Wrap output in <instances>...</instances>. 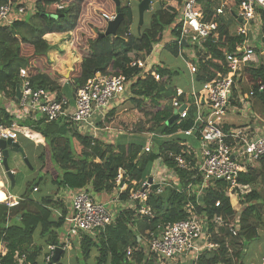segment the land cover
<instances>
[{"label":"trees","instance_id":"16d2710c","mask_svg":"<svg viewBox=\"0 0 264 264\" xmlns=\"http://www.w3.org/2000/svg\"><path fill=\"white\" fill-rule=\"evenodd\" d=\"M120 1L124 18L115 36H100L107 28L108 20L105 17L116 16L113 0H36V11L32 16L0 27V94L15 100L16 87L25 79L20 75V70L25 71L32 87L57 92L59 97L70 99L96 75L123 76L126 80L136 77L129 87L128 99L132 107L144 115L148 127L145 129L144 126L138 132L166 137L155 138L149 153L144 152L145 144L140 139L124 144L119 141L107 142L101 136L93 140L90 135L77 132L64 118L53 122L43 119L18 121L20 127L44 138L45 144L39 158L47 152L50 155L56 175L51 172L46 174L56 192L86 188L94 195L110 194L120 188L116 181L121 174L120 183L126 185L127 189L119 199L126 202L130 190L137 192L142 188L147 181L148 169L159 156L177 176L176 185L170 181L160 193L151 187L143 203L135 200L133 209H119L114 223L95 237L81 235L78 252L82 260H88L95 252L94 264H158L148 256L145 245L151 235H157L166 224L186 219L185 210L191 207L192 211L206 218L204 228L209 241L217 243L219 249L203 251L190 264H244L241 257L246 243L256 240L259 231L264 229V199L256 190L259 182H264V158L256 169L239 176V184L250 187L249 193L239 195V213L231 206L225 182H216L215 187L206 189L199 199H196V194L188 195L185 192L191 174L175 167L167 152L180 153L185 150L179 142L191 138L176 133L192 127L193 112L185 120L177 119L167 124L173 116L169 102L176 95L177 88L171 86L176 73L159 64L150 73L141 76L140 69L131 67L133 61L145 60L155 45L164 42V32L174 24L183 0H152L155 7L144 14L139 33L132 30L135 19L133 8ZM134 1L138 3L141 0ZM2 3L3 0H0ZM224 4L234 14L240 0H224ZM197 5L205 21H215L219 26L217 40L210 38L204 44V54L210 59L200 63L194 75V83L200 88L218 74H228L224 53L234 52L237 46L246 41V36L230 32L225 22L215 16L211 0L198 1ZM258 15L263 37L264 12L258 11ZM68 32H71L72 47L81 59L73 64L70 76L61 88L56 81L59 75L52 69L48 58V53L57 51V48L44 37ZM171 33L174 39L178 38L176 31L172 29ZM164 49L178 56L177 41L165 44ZM255 54L257 61H248L243 70V91L253 92L252 105L264 115V54ZM152 74L158 75L159 79L156 80ZM232 104L235 106L234 102ZM13 120L14 117L0 102V124L10 126ZM97 124L103 125L101 122ZM29 137H34L37 143L42 142L35 135ZM28 184L17 205L8 207L2 203L5 199L0 200V247L5 248V254L0 255V264H16V255H24L26 263L41 264L47 247L59 245V232L67 213L64 203L51 193L34 200L30 194L34 188L38 192L39 184ZM143 207L149 210L150 215L139 212ZM237 214L240 228L237 236L232 238L226 229L218 226L216 219L220 218L222 224L227 225ZM35 236L37 240H34ZM64 254L61 253L60 259Z\"/></svg>","mask_w":264,"mask_h":264},{"label":"built area","instance_id":"2783aa9c","mask_svg":"<svg viewBox=\"0 0 264 264\" xmlns=\"http://www.w3.org/2000/svg\"><path fill=\"white\" fill-rule=\"evenodd\" d=\"M127 6H130L131 0H126ZM198 1L204 0H183L181 9L171 27L178 33V38L174 39L178 44V57L185 63L191 77L192 89L186 93L177 88L175 97L169 102V105L177 115L179 120L189 118L193 112V125L188 130H181L176 135L190 137V140L179 142L185 150L180 153L173 151L167 152V157L173 162L179 170L189 172L191 177L186 186L188 195L196 194L199 199L206 189L215 187L214 182H225L228 193L231 198L234 197L236 203H240L239 195L250 192L248 185H241L238 182L240 174H246L251 169H256L260 161L264 158V132L258 127L251 125L248 121L242 125H232L223 121L226 114H232L249 108L252 109L253 92L243 91L242 85L245 82L243 70L248 61H256L255 50L248 44V39L237 46L234 52L224 53V65L228 74H218L215 78L203 83L200 89H196L194 75L199 69V64L210 59L205 55L204 44L211 38L217 40L219 37L218 23L215 21H205L204 15L198 9ZM226 7L223 2L213 9L216 17L225 13ZM36 11V0H3L0 4V27L9 26L15 21L25 20L27 16H32ZM258 11L264 12V0H240V5L232 15L243 22H255L260 25ZM115 16L105 18L108 21L114 20ZM238 27L234 35L246 36V30ZM264 41V36L262 37ZM182 42L186 47L192 45L197 49V53L187 59L183 56ZM160 45V44H159ZM163 47V46H162ZM157 48L154 46L153 51ZM264 53V47L263 51ZM151 55L145 60H135L131 67H136L142 71V75L151 72L158 63H152ZM20 75L25 77L19 86V98L9 99L5 107L10 115L14 117L10 126L0 124V140L17 141L18 121L31 120L37 121L43 119L46 122H53L64 118L71 123L77 132L90 135L93 140L100 138L102 133L108 130L104 126V121L110 112L112 103L120 98L126 92L136 77L126 80L123 76L110 77L96 75L80 88L72 99L68 97H59L57 92L49 91L44 88L32 87L24 70H20ZM156 80L159 76L152 74ZM263 87L260 89L262 90ZM183 97L182 99H180ZM235 103V106L232 103ZM183 110L179 112L182 108ZM244 108V109H243ZM246 111H244L245 113ZM243 113L244 116H246ZM39 115V116H38ZM103 125L99 126L97 123ZM27 129V128H23ZM25 137L29 134L24 133ZM153 136V134H150ZM175 135V136H176ZM147 141L144 146V152L149 153L154 146V140ZM166 138V137H156ZM194 141L195 144L190 142ZM93 144V143H92ZM3 155L0 149V166H2ZM153 166L160 167L162 175L166 174L168 180L177 184L178 179L173 169L167 167L162 156L155 161ZM160 169V170H159ZM156 171V172H157ZM161 173L153 172L151 174L152 184L147 181L142 184V189L138 192L130 190L129 202L139 200L143 203L151 187L157 185L156 192L160 193L163 188ZM163 177V176H162ZM196 182V183H195ZM120 186L121 195L122 184L120 180L116 181ZM195 183V184H194ZM133 185H135L133 183ZM33 190H36L34 188ZM238 190V191H237ZM117 202L119 196L115 198ZM8 207L18 204V200L5 202ZM128 205V204H127ZM218 206V204H216ZM232 206V204H231ZM232 208H234L232 206ZM239 213V209H234ZM187 217L184 220L166 224L157 235H151L146 244V253L154 258L158 264H173V262L190 261L193 263L203 251H216L219 249L217 243L209 241V236L204 228L205 217L198 215L186 208ZM140 213L150 215L146 208H141ZM60 216V213H57ZM115 215L111 213L104 203L99 202L95 195L89 189H80L71 191L70 209L65 215L64 236L59 238L58 246H48L47 253L42 257L41 264H51L52 258L57 248L62 252L69 250L73 240L80 242L81 235L95 237L100 231L112 225ZM218 226H222L228 231L232 238L236 237L240 228L239 214L227 225H223L220 218L216 219ZM62 227V228H63ZM228 247V245H226ZM71 249V248H70ZM228 249V248H227ZM5 252L0 251V255ZM130 254V252H128ZM16 264H30L25 262L24 255L15 256Z\"/></svg>","mask_w":264,"mask_h":264},{"label":"rangeland","instance_id":"374dc122","mask_svg":"<svg viewBox=\"0 0 264 264\" xmlns=\"http://www.w3.org/2000/svg\"><path fill=\"white\" fill-rule=\"evenodd\" d=\"M168 1V0H165ZM212 1V9L216 8L221 4V2L224 3V0H211ZM123 3L127 4L126 1L123 0ZM139 3V2H138ZM138 3L136 1L133 2L132 8L135 12V19L132 24V30L133 33H137V6ZM155 4H151L150 10L154 9ZM236 12V10H235ZM26 18H29L27 16ZM219 19L229 27L230 32H235L238 27H244L246 30V38L248 39V44H250L251 48L255 50V52H262L263 51V45L264 42L262 41V33L260 30V25L255 24V22L247 21L244 19L243 22H240L239 19L235 18L234 15H232L226 8L225 13L222 16H219ZM44 39L48 41L50 45H53L55 48H57V51H51L48 53V58L51 64L52 69L54 72L59 75L56 79L58 85L63 87L64 83L69 78V74L72 70L73 64L77 61H80L81 57L77 54L75 49L72 47V37L71 32L68 33H52L47 34ZM197 53V49L193 47L192 45H189L188 47H185L183 49V56L187 59L191 58L193 54ZM264 54V53H263ZM153 57L158 62V64H161L162 66L169 69L171 72H175L176 74L172 77L171 86L174 88L182 89L185 93H190L192 89L191 84V77L189 75V72L186 68L185 63L180 59L178 56L175 57L170 51L167 49H158L153 53ZM257 54H256V61H257ZM55 80V79H54ZM244 87V85H242ZM196 89H200L196 86ZM129 92H126L123 94L120 98L115 99L112 103V108L105 121L104 126L108 127V130L104 133H102L101 137L105 138L107 142H114L119 141L120 143L124 144L126 141H134L135 139H140L144 142V144L147 143L148 140L152 138L154 140L156 137L153 135L151 136L150 133L146 132H138L140 128L142 129L145 126V129L148 128L147 124L145 123V117L143 114L135 110L130 101H129ZM9 97L0 94V102L2 105L5 106L6 103L9 102ZM244 109V108H243ZM252 109L246 108L244 111H240L241 115L238 114V112L232 114H226L223 119L224 121H229L230 123H233L235 125L242 124L246 118L251 122L252 116H254V119H256V123L260 124L261 127L264 126V123L260 121V118L264 116L263 114L259 113L257 109L255 110L254 106ZM112 112V113H111ZM111 113V116H109ZM243 113L246 115L244 116ZM257 114V115H254ZM260 116H259V115ZM39 116V115H38ZM173 117V116H172ZM260 117V118H259ZM226 118V119H225ZM109 120V121H108ZM244 120V121H243ZM247 121V120H246ZM255 121V120H254ZM18 137L16 143L18 144V147H15L14 145H8L7 150L9 153L8 156V167L9 169L14 173V181L11 182L5 172L3 166H0V179L2 180L4 186L3 190L5 192L0 191V200L5 199V196L12 195L15 198L19 199L23 194L25 189L29 186L28 183H38V192L36 190H33L30 194V197L34 200H39L42 196H45L46 194H55L56 189L54 186L50 183V177L46 174L47 172H51L52 175H56V167L54 166L50 155L45 153L43 157L40 159V155L42 154L43 148L42 146L38 145L36 139L34 137L28 138L25 137L24 133L33 135L32 132L28 129L18 128ZM39 137V136H37ZM192 144H195L193 140H191ZM19 148H21L24 152L25 158H27L30 168L25 165L24 158L19 153ZM160 167L152 166L148 169L146 175L147 179L151 176L153 172L155 173H161L160 171H157V169ZM160 170V169H159ZM157 171V172H156ZM168 173V172H167ZM166 173V174H167ZM166 174L162 175L161 178L164 180L162 181L161 189L167 186V184L170 183L169 177H166ZM163 176V177H162ZM121 179V174L118 177V181ZM216 182H214V185ZM120 189V188H119ZM119 189H115L109 197L110 200H112L109 203H105L106 207L111 210V213L115 215L117 211L121 208L124 209H133L134 203L129 201H122L120 199L115 198L120 196ZM122 191H125L127 189L126 185H122ZM142 189V188H141ZM140 189V190H141ZM138 190V191H140ZM256 190L260 193L261 197L264 199V182H259L258 187ZM137 191V192H138ZM238 191V190H237ZM53 192V193H52ZM135 194V192H132ZM114 198V199H112ZM120 198V197H119ZM115 200V201H113ZM234 197L231 198L232 204L235 202ZM128 204V205H127ZM235 205V204H234ZM131 207V208H130ZM234 207V206H233ZM235 209L240 208V203L235 205ZM34 240H37V236H35ZM79 244L77 241L72 243V250L66 251L64 256L61 257L58 264H94L95 263V252H93L88 260H82L80 253L78 252V246ZM264 248V229L262 231H259V237L256 240L250 241L246 243L245 245V252L243 253L241 257V263L244 264H250L251 261L258 262L261 255L259 252L262 253ZM1 252L5 248L3 246L0 247ZM146 249V245H145ZM190 261H175L173 264H190ZM54 264V263H52Z\"/></svg>","mask_w":264,"mask_h":264},{"label":"water","instance_id":"95a60500","mask_svg":"<svg viewBox=\"0 0 264 264\" xmlns=\"http://www.w3.org/2000/svg\"><path fill=\"white\" fill-rule=\"evenodd\" d=\"M113 1L115 3V6H116V16H115L114 20L108 21L107 28H106L104 34L100 35L101 37H104V36H115L118 27L120 26L121 22L123 21L124 17H123V14L121 12V1L120 0H113ZM168 1H171V0H168ZM151 2H152V0H141L138 3V6H137V33L140 32V29H141V27H142V25L144 23V14L150 10ZM50 18L56 19L57 17L56 16H50ZM182 45L184 47L187 46L186 43H184V42H182ZM16 98L17 99L19 98V86L16 87ZM183 108L184 107H182L179 110V112L182 111ZM177 119H178V117H177V115L174 112L173 117H171V119L167 122V124H170V123H172L173 121H175ZM8 145H14L15 147H18V144L15 143V142H11L10 140H7V141L0 140V149H1L2 155H3L2 166L4 168V172H5L6 176H7V178L11 182H13L14 181V173L8 167V156H9V153H8V150H7V146ZM19 153L24 158L25 165H27L30 168L29 162H28L27 158H25L24 152H23V150L21 148H19ZM147 183L148 184H152V177L151 176L148 177ZM153 187L155 189H157V185H154ZM144 189H145V187L142 188V191ZM61 253H62V249L61 248H57L56 251H55V254H54L53 258H52V263L55 264L56 262L59 261Z\"/></svg>","mask_w":264,"mask_h":264},{"label":"crops","instance_id":"0c3cea01","mask_svg":"<svg viewBox=\"0 0 264 264\" xmlns=\"http://www.w3.org/2000/svg\"><path fill=\"white\" fill-rule=\"evenodd\" d=\"M164 34H165L164 42H162L160 45H157V48L155 49L156 51H157L158 49H163V47H162L163 44L169 43V42H171L172 39H173V36H172V33H171V30H170V29H169V30H166V31L164 32ZM261 54H263V53H261ZM150 59H151V62H152V63H158V62L155 60V58L153 57V54L151 55ZM111 110H114V109L111 107L110 111H111ZM254 113H256V112L254 111ZM254 115H257V114H254ZM258 115H259V114H258ZM259 116H260V115H259ZM259 118H260V117H259ZM225 119H226V118H225ZM254 120H255V121H254ZM223 121H224V119H223ZM243 121H244V120H243ZM260 121H262V122L264 123V116L262 117V119L260 118ZM225 122H226V121H225ZM227 122L230 123L229 121H227ZM247 122H248V121L245 120L242 124H245V123H247ZM256 122H257L256 119H254V117H253L251 123H252L254 126L258 127L260 130H262V131L264 132V126L261 127V125H260L261 123H260V124H257ZM230 124L235 125V124H233V123H230ZM242 124H239V125H242ZM237 126H238V125H237ZM32 134L35 135V136H39L38 139H40L42 142H41V143H38V145H40V146L43 147L44 144H45V142H44V138L41 137V136H40L39 134H37V133L32 132ZM29 136H30V135H29ZM30 138H32V137H30ZM3 186H4V184H3L2 180L0 179V191H1L2 193L5 192V191L2 189ZM52 193H53V192H52ZM54 193L56 194V197L64 203L66 210L69 211V209H70L71 191L59 190L58 192H54ZM110 194H111V193H110ZM110 194H105V193H103V194H97V195H95V198H96L99 202H101V203H104V204H105V203H109V202L112 201V200L109 199V197H111ZM112 199H114V198H112ZM16 200H17V198H15L14 196L8 194V196H5V200H4L2 203H5V202H11V201H16ZM113 201H114V200H113ZM234 202H235L234 204L237 205L236 200H235ZM231 204H232V202H231ZM234 204H232V206H235ZM105 205H106V204H105ZM260 231H262V230H260ZM64 234H65V228L63 227V228L60 230V232H59V238L61 239V237L64 236ZM74 241L76 242V240H73V241H71V242L74 243ZM70 248H71V249H70ZM70 248H69L68 251H71V250H72V245H71ZM0 251H1V249H0ZM66 251H67V250H65L64 253H65ZM2 252L4 253V250H3ZM244 252H245V251H244ZM260 254H262V255H261L259 261H258V262L251 261L250 264H264V248H263L262 253L259 252L258 256H259Z\"/></svg>","mask_w":264,"mask_h":264},{"label":"clouds","instance_id":"9594fccd","mask_svg":"<svg viewBox=\"0 0 264 264\" xmlns=\"http://www.w3.org/2000/svg\"><path fill=\"white\" fill-rule=\"evenodd\" d=\"M126 1V0H125ZM127 2V1H126ZM133 2H134V0H131V4H130V6L129 7H132V4H133ZM151 4H152V2H151ZM115 18V17H114ZM170 30H171V28H169ZM169 29H167V30H169ZM172 41H174V38L172 39ZM171 41V42H172ZM170 43V42H169ZM166 44H168V43H166ZM164 46H165V44H163V49H164ZM183 46V45H182ZM184 47V46H183ZM156 50H154V51H152V53L150 54V55H152L154 52H155ZM18 200V199H17ZM240 207H241V205H240ZM233 209H235V208H233ZM236 211V210H235Z\"/></svg>","mask_w":264,"mask_h":264}]
</instances>
